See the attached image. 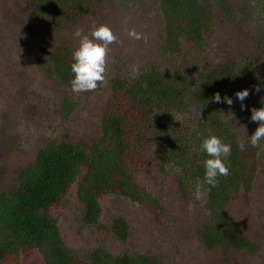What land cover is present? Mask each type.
<instances>
[{
  "label": "rangeland",
  "instance_id": "obj_1",
  "mask_svg": "<svg viewBox=\"0 0 264 264\" xmlns=\"http://www.w3.org/2000/svg\"><path fill=\"white\" fill-rule=\"evenodd\" d=\"M199 1L213 11L201 41L194 44L182 39L180 50L166 58L159 50L163 29L157 0L93 4L83 15L67 16L69 19L37 17L27 0H0V166L5 164L8 170L0 179V190L12 187L13 171L31 160L47 139L86 145L97 140L104 105L113 96L110 79L114 76L129 80L147 65L163 62L174 73L193 79L198 72H207L217 64L233 63L239 69L246 60L255 58L252 76L264 81V33L260 25L263 5H254L251 0H224L232 9L231 14H226L218 8L219 0ZM101 23L118 37L109 46L105 82L89 94H74L47 72V57L59 44L73 51L78 46L73 36L76 28L88 33L93 25ZM127 28L145 34L147 41L129 38ZM255 87L256 84L248 88L245 109L240 105L232 108L234 118L230 112L221 114L239 141L252 131L250 109L257 96L264 99V85L260 92L254 91ZM66 98L74 105L63 116L59 109ZM187 109L172 114L164 137L178 136L190 119L195 122L197 106L189 105ZM142 128L143 146L132 152V160L136 156L140 163L134 169V180L158 200L159 210L153 214L125 197L107 194L98 201L97 222L85 225L81 223L83 206L74 196V182L50 208L67 247L79 255L95 248L112 256L148 254L163 264H264L263 150L256 154V170L248 187H239L237 195L224 207L225 215L238 223L257 250H209L199 235L210 216L204 208L205 191L199 184L193 186L181 178L177 168L162 170L160 152L166 148L165 140L152 136L151 125ZM79 178L78 174L76 179ZM116 219L126 224L124 240L109 231ZM13 260L15 264H43L37 250L19 252Z\"/></svg>",
  "mask_w": 264,
  "mask_h": 264
},
{
  "label": "trees",
  "instance_id": "obj_2",
  "mask_svg": "<svg viewBox=\"0 0 264 264\" xmlns=\"http://www.w3.org/2000/svg\"><path fill=\"white\" fill-rule=\"evenodd\" d=\"M127 1L136 0H27V4L37 17L69 19L83 15L93 4ZM251 1L254 5H263L260 25L264 33V0ZM156 4L163 29L159 46L161 57L168 58L177 53L182 39L194 44L201 41L212 20L210 5L199 0H157ZM218 8L226 14L232 13L227 1L219 0ZM47 58V72L55 75L70 91L74 75L71 72V48L59 44ZM254 60H246L239 69L233 63L217 64L207 72H198L193 79L174 73L163 62L147 65L129 80L112 77L110 87L113 96L104 105L99 121V138L90 145L47 139L31 160L13 171L12 187L0 190V264H15L13 259L17 253L35 250L41 254L43 264H163L148 254L112 256L99 248L86 254H76L65 244L50 214V208L59 202L74 182V196L83 206L82 224L97 222L100 216L98 201L107 194L125 197L153 214L157 213L158 200L134 180V169L140 163L136 156L132 160V152L143 146L144 125H151L152 136L165 140L166 148H161L160 152V168H177L181 178L193 186L199 184L205 191L204 208L210 216L199 231L204 246L209 250L232 247L254 253L256 245L240 231L237 222L225 215L224 207L237 195L239 187L247 188L251 182L256 170V154L259 150L264 152V139L257 147L251 146L250 136L259 126L253 121L252 131L245 133L239 141L221 115L240 105L235 97L236 91H249L248 88L252 89L254 84L263 87L264 81L252 76ZM217 92L222 98L225 95L231 97L233 104L213 102L210 98ZM260 96H257L253 107L259 108L264 104ZM73 105L71 99H63L60 115L67 116ZM189 105L197 106L195 122L190 119L178 136L164 137L172 114L184 113ZM160 117L165 118L160 120ZM207 129L232 148L225 160L230 175L218 177L216 187L204 182L202 161L209 157L200 151V145L208 135ZM240 142H244V150L238 147ZM7 173V166H0V179ZM78 174L80 178L77 180ZM109 231L119 240L127 236L122 219L114 220Z\"/></svg>",
  "mask_w": 264,
  "mask_h": 264
},
{
  "label": "clouds",
  "instance_id": "obj_3",
  "mask_svg": "<svg viewBox=\"0 0 264 264\" xmlns=\"http://www.w3.org/2000/svg\"><path fill=\"white\" fill-rule=\"evenodd\" d=\"M125 31L131 39L147 41V36L134 28H127ZM73 36L78 39V46L72 51L71 72L74 75L70 81V91L74 94L94 92L98 85L105 82L109 46L116 43L118 37L108 25L103 23L93 25L88 33H85L81 28H76ZM254 91H260L259 86H256ZM249 94L247 89L235 92V97L240 101L242 110L245 109L243 101ZM210 99L213 102H223L229 106L233 104L231 97L225 95L222 98L219 92L214 93ZM250 111V119L257 122L259 126L250 136L249 142L252 147H257L259 142L264 139V104L259 108L252 107ZM231 118H234L232 113ZM206 131L208 135L202 139L200 145V151L206 153L207 157H209L202 161L205 169L204 182L211 187H216L219 183L218 177L230 175V170L225 160L230 156L232 148L230 144L224 143L221 138L212 134L211 129ZM238 147L244 150V142H240Z\"/></svg>",
  "mask_w": 264,
  "mask_h": 264
}]
</instances>
